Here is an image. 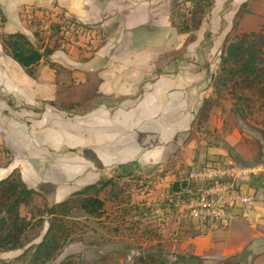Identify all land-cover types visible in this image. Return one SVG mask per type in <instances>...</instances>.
Masks as SVG:
<instances>
[{
  "label": "rangeland",
  "instance_id": "374dc122",
  "mask_svg": "<svg viewBox=\"0 0 264 264\" xmlns=\"http://www.w3.org/2000/svg\"><path fill=\"white\" fill-rule=\"evenodd\" d=\"M180 1L173 0L170 12ZM246 11L254 15L229 27L225 43L242 32H257L264 27V0H254L250 7L246 4L242 14ZM53 15L48 13L33 21L39 39L26 36L38 49L45 45L47 50L72 48L71 58L67 65L64 55L56 50L54 63L50 58L44 60L42 65L54 72L46 70V75L39 70L37 81L43 89L36 91L38 99L31 100L25 87L14 88L11 82L0 86V180L17 174L37 193L31 206L21 210L26 216L37 215L89 185L110 184L97 195L104 204L101 213L92 216L76 208L64 219L70 235L68 243L47 264H60L67 258L78 264H136L139 256L154 251H163L169 262L178 255H192L200 258L193 260L194 264H264V260L258 262L259 252H264V238L259 245L253 237L262 228L264 231V97L244 91L245 99L236 103L235 96L223 90L214 94V104L206 111L201 110L202 104L192 107L193 118L192 114L185 118L178 135L173 140L165 138L164 144L160 137L134 128L133 134L150 139L143 147L146 151L165 148L167 154L173 150L168 159L166 156L164 161L150 163L142 156L118 159L112 154L116 149L123 152L124 146L115 147L113 143L105 148L93 134H100L102 141L114 142L118 137L119 143L121 135H130L131 131L124 129L115 115L113 122L102 120L101 127L95 126L92 110L100 102L95 81L85 77L77 86L73 77L77 49L85 51L80 59L86 60L94 47L103 43L102 32L68 21L55 33L50 24L62 22H55L57 17ZM171 21L183 35L194 31L197 18L185 12ZM186 27L190 31L185 32ZM92 32L97 34L93 36ZM218 71L207 75L209 85H213ZM78 74L80 78L87 76ZM46 79L52 87L47 88ZM135 145L132 149H137ZM219 158L262 169L255 182L257 189L263 190L257 191L258 210L247 217H233L227 229L197 224L184 208L195 191L190 172ZM175 184L178 190L172 191ZM46 228L44 223L41 229L30 232L26 248L37 244ZM26 248L2 252L0 261L26 264L27 259H20Z\"/></svg>",
  "mask_w": 264,
  "mask_h": 264
},
{
  "label": "crops",
  "instance_id": "0c3cea01",
  "mask_svg": "<svg viewBox=\"0 0 264 264\" xmlns=\"http://www.w3.org/2000/svg\"><path fill=\"white\" fill-rule=\"evenodd\" d=\"M211 1V12L199 29L182 35L170 18L173 0H0V12L4 17L0 33L25 36L27 33L39 39L35 30L29 27V20L44 18L48 13L57 17L55 22L73 21L101 31L103 43L95 46L86 60L80 59L85 57V51L77 49L73 77L77 79V86L85 77L95 81L100 100L92 110L95 126L101 127L102 120L109 122L112 119L113 122L116 118L131 134L121 135L119 143L118 137L114 142L102 141L97 132L93 137L105 148L113 143L115 147L124 146L123 152L118 153L116 149L112 154L118 155V159L133 160L142 156L143 161L149 163L164 161L166 156L168 159L174 153L173 150L167 154L165 148L146 151L143 147L150 139L133 134L134 128L160 137L161 144L165 138L173 140L182 129V121L188 120L190 114L193 118L192 107L214 96L213 85H209L207 75L216 74L219 68L229 27L239 25L254 15L252 11L242 14L243 5L250 7L254 0ZM92 34L95 36L97 32ZM71 49L53 47L47 50L46 45L39 48L45 57L36 66L34 76L29 77L4 52L0 43V86L11 82L14 88L25 87L31 100L40 98L36 95L38 89H43L41 82L37 81L39 70L43 69L41 72L45 74L46 70L54 72L48 65H42L44 60L50 58L54 63L53 53L59 50L68 65ZM80 71L87 76L80 78ZM46 84L47 88L52 87L48 79ZM53 84L55 86L56 82ZM117 99H120L118 105ZM113 104H116L114 109ZM134 142L138 150L132 149ZM145 153L149 157H143ZM256 208L252 214L258 210ZM263 232L262 228L253 235L259 245L263 242ZM263 260L264 252H259L258 262Z\"/></svg>",
  "mask_w": 264,
  "mask_h": 264
},
{
  "label": "trees",
  "instance_id": "16d2710c",
  "mask_svg": "<svg viewBox=\"0 0 264 264\" xmlns=\"http://www.w3.org/2000/svg\"><path fill=\"white\" fill-rule=\"evenodd\" d=\"M190 5L185 7L184 4ZM183 5V6H181ZM245 6V4L243 5ZM180 7V8H179ZM210 0H182L172 7L171 18L181 14L197 18L192 30H198L204 18L211 12ZM34 20H29V27L36 33ZM62 23L50 24L53 31L58 32ZM4 24V17L0 12V27ZM38 24V23H37ZM55 24V25H53ZM60 24V25H58ZM84 28V26L78 25ZM50 28V30H51ZM185 32L190 31L188 27ZM0 43L4 52L10 56L29 76L33 77L35 68L45 57L33 47L28 38L21 34L0 33ZM219 71L213 83V94L218 95L223 90L235 96L236 103L243 101L244 91L264 97V27L259 31L243 32L234 40L228 42L220 56ZM238 91L242 93L237 94ZM214 98L203 101L201 110L212 107ZM212 103V104H211ZM0 150L1 147H0ZM109 181L100 186L89 185L74 193L65 201L45 207L37 215H22L21 210L31 206L37 193L28 188L17 174L0 180V253L12 252L26 248V237L35 229H41L44 223L47 228L37 244L26 248L20 259H27L26 264H47L52 261L59 251L67 244L69 232L66 230L64 219L73 209H81L88 215H97L103 210V201L97 195L105 188ZM178 190L173 185L172 191ZM163 251L148 252L138 257L136 264H194L193 260L200 261L192 255H178L175 261L169 262L164 258ZM0 264L2 262L0 261ZM60 264H78L72 258L63 260ZM196 264V263H195Z\"/></svg>",
  "mask_w": 264,
  "mask_h": 264
},
{
  "label": "built area",
  "instance_id": "2783aa9c",
  "mask_svg": "<svg viewBox=\"0 0 264 264\" xmlns=\"http://www.w3.org/2000/svg\"><path fill=\"white\" fill-rule=\"evenodd\" d=\"M260 167L240 165L219 158L189 174L195 191L185 204L188 217L197 224H215L227 229L233 217H247L257 205L256 181Z\"/></svg>",
  "mask_w": 264,
  "mask_h": 264
}]
</instances>
